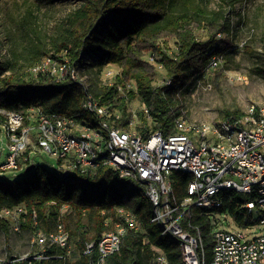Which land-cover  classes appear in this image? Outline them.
<instances>
[{"label":"trees","instance_id":"obj_1","mask_svg":"<svg viewBox=\"0 0 264 264\" xmlns=\"http://www.w3.org/2000/svg\"><path fill=\"white\" fill-rule=\"evenodd\" d=\"M38 1L53 7L59 0ZM238 1L221 0V5L225 9ZM210 2L73 0L74 6L55 22L51 32L46 28L43 32L41 16L34 13L31 6L18 17L0 4V15L5 18L3 22L0 21V106L22 113L39 107L45 112L75 115L95 125L91 115L82 107L83 98L89 92L101 103H110L120 110L122 117L116 124L122 126L130 115L127 111L129 98L137 97L140 103L146 104L153 117L149 124L139 111L146 130H162L165 134L174 132L175 119L184 109L183 85L207 70L212 47L221 54L231 45L228 39L217 45V34L228 32L230 22L225 20V15L223 20L207 16ZM33 3L41 8L40 3ZM200 28L206 30L205 40L197 36L196 31ZM46 34L49 38L45 41ZM168 36L174 37L179 45L173 55L162 51L159 43V39ZM64 50L82 65L83 75L94 67L96 52L106 53L96 60L99 68L95 73L86 74L87 89L71 79L56 82L46 76L36 78L32 75L30 68L43 57L57 56ZM149 50L162 53L160 59L172 80L170 84L154 83L159 70L145 59V52ZM10 52L13 56L6 58L5 54ZM109 62L120 66L121 82L137 81L138 93L130 91L128 97H119L117 86L100 85L102 70ZM259 72L264 76V68H260ZM230 114L240 116L243 112L228 111L227 115ZM26 155L29 156L26 162L23 157L18 158L22 167L20 172L6 179L0 176V208L24 206L26 213L21 216V227L35 232L39 229L50 232L58 216L62 215L71 239L73 234L77 237L75 241L80 256L72 261L67 256L68 248L53 246L46 255L61 253L63 257L20 259L11 256L6 264H90L97 251L84 253L86 242L98 241L108 228L113 227V222L119 219V207L128 208L137 216L141 230L128 229L122 237L120 252L112 255L108 264H150L156 253L153 246L160 248L171 264H185L180 241L162 234L161 227L151 222L152 202L142 184L131 177L122 176L108 165L99 167L96 172H67L60 169L59 163L55 169H49L36 163L35 157L28 152ZM31 163L36 166L26 171ZM171 178L174 194L178 200H182L192 175L176 170ZM222 199L219 207L191 206L183 214L184 227L192 234L200 233L203 238L207 263L212 259L214 246L211 211L229 214L241 226L252 222L253 218L245 207L248 201L254 199L253 194L231 190L222 193ZM64 205H69L76 214L75 231L71 230L66 216L61 213ZM34 209L39 214L38 224L33 220ZM110 213H113V222L107 224ZM9 224V221L1 222L7 236ZM76 252L74 250L73 255Z\"/></svg>","mask_w":264,"mask_h":264},{"label":"built area","instance_id":"obj_2","mask_svg":"<svg viewBox=\"0 0 264 264\" xmlns=\"http://www.w3.org/2000/svg\"><path fill=\"white\" fill-rule=\"evenodd\" d=\"M217 35L221 39L223 32ZM211 58L209 66H217L220 56L213 54ZM145 59L158 70L164 67L154 52ZM81 66L64 50L57 56L43 57L30 71L36 78L46 76L56 82L71 79L87 89L88 76L82 74ZM101 74V85L117 86L119 97H128L130 91L138 93L136 80L120 81L122 70L117 64L107 63ZM171 82L167 78L164 84ZM141 105L140 110L134 111L128 105L130 115L122 126L116 124L122 117L120 110L110 103H101L89 92L83 98L82 107L95 125L75 115L45 112L39 107L28 110L33 109L36 114L33 117V112L27 116L0 106V126L5 131L9 152L6 162L0 164V174L16 171L20 167L18 158L32 144L37 146L30 154H36L39 147L38 150L56 157L60 169L67 172H96L101 166H111L122 176L131 177L144 186L152 202L151 222L161 227L162 234L180 241L185 264H264V233L250 236L253 225L264 223V103L252 104L244 114L229 115L218 121L192 120L181 114L175 119V131L169 134L145 129L139 111L146 119L153 120V117L146 104ZM2 136L0 134V139ZM176 170L192 175L182 200H178L173 191L171 174ZM231 190L254 195V199L245 204L252 214V222L239 225L250 232L217 228L218 222L211 220L215 226L214 246L212 259L207 263L203 238L200 233L192 234L184 227L183 214L191 206L219 207L223 202L222 193ZM24 213L22 205L0 208V243L1 222L13 220L14 229L19 230ZM117 214L119 219L112 229L106 230L98 241L86 242L84 253L97 251L90 264H108L109 258L120 252L122 237L128 229L141 230L131 210L119 207ZM33 220L35 224L40 222L36 209ZM70 242V230L59 215L50 232L37 231L32 242L33 255L26 259L63 257L61 253L48 256L46 252L53 246L70 248ZM7 261L8 257L0 249V264ZM150 264L171 263L162 251L154 254Z\"/></svg>","mask_w":264,"mask_h":264},{"label":"rangeland","instance_id":"obj_3","mask_svg":"<svg viewBox=\"0 0 264 264\" xmlns=\"http://www.w3.org/2000/svg\"><path fill=\"white\" fill-rule=\"evenodd\" d=\"M34 1L40 3L38 0H0V4L3 9L9 10L8 12L18 17L25 13V10L31 6L34 13L41 16L43 32L45 28L46 31L51 32L55 22L61 17H64L70 8L74 6L73 0H59L53 7H48L40 3V8L33 3ZM221 3V0H211L206 10V15L219 20H223V16L225 15V20L230 22L229 29L228 32H223L221 39H219L217 35V45L222 44L224 39L231 41V45L227 47V51H223L221 54L215 49L213 51L211 50V57L213 54H218L220 56L218 65L214 67L209 66L212 59L210 57L207 70L202 75L191 79L183 85L184 109L182 114L192 120L205 122L218 121L229 116L227 115L228 111H238L244 114L250 105H260L264 103V76L259 72L260 68H264V0H240L232 7L226 6L225 9ZM4 20V15H0V21L3 22ZM196 33L199 39L205 40L207 38V33L204 28H200ZM48 38L46 34L43 40L46 41ZM159 43L162 51L167 52L169 55L175 54L179 46L176 39L171 36L162 37L159 39ZM151 52L162 57V53L149 50L145 52V58H147ZM96 54L94 67L90 68V72H85L87 75L95 73V70L99 68L96 60L103 57L106 53L104 51H98ZM5 55L7 56L6 58L13 56L12 52ZM89 60H92V58ZM81 71H83V69H81ZM167 78L169 77L166 68H159V74L154 83L156 85L164 84ZM101 82L102 78L99 81L100 85ZM141 104L142 103H140L137 97L129 98L128 105L132 111L137 110V108L140 110L142 107ZM30 113L33 114V117L36 115L33 109L25 112L27 116L30 115ZM27 121L29 122L28 117ZM147 121L150 124L152 118H147ZM0 131V134L3 135L0 139V164H2L6 162L9 152L7 150L5 131L2 126H0ZM36 146V144L30 145L21 155L24 162L29 159V156L26 155L28 152L30 156L35 157L36 163L49 169H55L58 161L57 158L50 153L40 151L38 147V149H36V154H33V152L30 154V151L35 149ZM19 165L20 167L17 170L15 169L16 171L7 170L4 174H0L1 178L6 179L20 172L21 170L19 169L22 167L21 164ZM108 211L109 210H106L105 212ZM61 213L66 216L71 230L75 231V221L77 217L73 209L69 205H64L61 208ZM112 214L113 213H110V216L107 218V224L113 222ZM210 217L211 220L218 222L217 228L241 229L250 232V230L240 227L229 214L211 211ZM9 223L10 228L8 236L1 228L0 249L2 254L8 258L17 256L20 259H26L27 256L33 255V248L35 246L32 245V242L37 236V232L22 228L21 222L20 229L15 230L13 220H9ZM113 224H115V221ZM251 229V232H253L250 234L251 237L256 234L264 233V223L258 222L253 225ZM76 238V235L73 234L70 242L71 246L68 248V258L71 260H74V257L80 256V250H78L75 241ZM153 248L156 252H162L161 249L156 246H153ZM74 250L77 251L75 255H73Z\"/></svg>","mask_w":264,"mask_h":264},{"label":"water","instance_id":"obj_4","mask_svg":"<svg viewBox=\"0 0 264 264\" xmlns=\"http://www.w3.org/2000/svg\"><path fill=\"white\" fill-rule=\"evenodd\" d=\"M36 166L35 163H31L29 166L26 167V171L32 170Z\"/></svg>","mask_w":264,"mask_h":264},{"label":"crops","instance_id":"obj_5","mask_svg":"<svg viewBox=\"0 0 264 264\" xmlns=\"http://www.w3.org/2000/svg\"><path fill=\"white\" fill-rule=\"evenodd\" d=\"M69 251V250H68ZM67 256H68V253H67ZM77 258H74V260H76ZM71 260V259H70ZM74 260H72V261H74Z\"/></svg>","mask_w":264,"mask_h":264}]
</instances>
